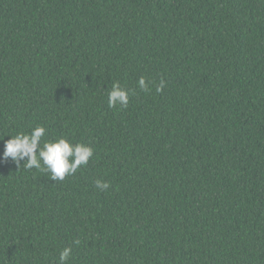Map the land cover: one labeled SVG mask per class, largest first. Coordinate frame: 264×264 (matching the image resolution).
I'll return each mask as SVG.
<instances>
[{"label":"trees","instance_id":"obj_1","mask_svg":"<svg viewBox=\"0 0 264 264\" xmlns=\"http://www.w3.org/2000/svg\"><path fill=\"white\" fill-rule=\"evenodd\" d=\"M36 126L93 156L0 160V264H264V0H0V140Z\"/></svg>","mask_w":264,"mask_h":264},{"label":"clouds","instance_id":"obj_2","mask_svg":"<svg viewBox=\"0 0 264 264\" xmlns=\"http://www.w3.org/2000/svg\"><path fill=\"white\" fill-rule=\"evenodd\" d=\"M138 86L146 89L144 77L138 80ZM163 87V81L157 91ZM129 92L121 88L119 83H114L108 91V106L126 108L129 102ZM45 127L36 126L30 133L18 132L15 136L9 137L3 142L4 151L0 160H11L17 168L39 169L51 174L53 181L64 180L66 176L74 175L78 168L87 165L93 156V149L83 144H71L66 138L59 137L56 140L44 141L41 139L45 134ZM8 137V136H7ZM95 186L100 190L109 187L107 182L95 181ZM74 243L78 244L79 241ZM70 247L64 248L59 255V264H67L71 255Z\"/></svg>","mask_w":264,"mask_h":264}]
</instances>
